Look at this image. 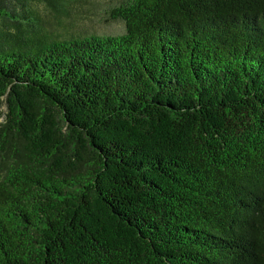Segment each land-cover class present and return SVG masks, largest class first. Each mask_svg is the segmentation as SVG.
<instances>
[{"label": "trees", "instance_id": "obj_1", "mask_svg": "<svg viewBox=\"0 0 264 264\" xmlns=\"http://www.w3.org/2000/svg\"><path fill=\"white\" fill-rule=\"evenodd\" d=\"M81 2L0 0V264H264V0Z\"/></svg>", "mask_w": 264, "mask_h": 264}, {"label": "rangeland", "instance_id": "obj_2", "mask_svg": "<svg viewBox=\"0 0 264 264\" xmlns=\"http://www.w3.org/2000/svg\"><path fill=\"white\" fill-rule=\"evenodd\" d=\"M109 0H84L78 6L72 5L70 14L73 30L75 32H91L101 34H120L124 25L121 22H111L108 19ZM2 111L5 108L1 109Z\"/></svg>", "mask_w": 264, "mask_h": 264}]
</instances>
